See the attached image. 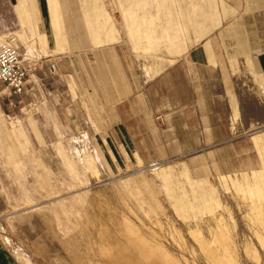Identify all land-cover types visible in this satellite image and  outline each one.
<instances>
[{
  "label": "rangeland",
  "instance_id": "obj_1",
  "mask_svg": "<svg viewBox=\"0 0 264 264\" xmlns=\"http://www.w3.org/2000/svg\"><path fill=\"white\" fill-rule=\"evenodd\" d=\"M15 10L19 22L12 30L0 32V38L11 35L23 59L34 67L48 58L76 59L82 72H73L62 81L60 88L68 95L59 103L48 93L52 78L40 81L31 72L26 93L21 95L10 94L0 82V264H54L52 258L72 261V252L77 254L83 248L73 214L90 210L102 221V212H114L106 210L111 205L117 204L123 212V202L142 216L149 207L155 211L165 236L180 222L197 224L218 211L237 242L239 264H257L244 242L250 241L264 254V245L258 240H264V217L251 210L224 178L228 172L244 186L264 188V118L248 116L253 110L248 102L261 92L256 78L258 62L250 56L253 48L247 46L246 54L239 51L240 46H233L237 53L228 57L231 93L218 90L217 105L227 102L233 108L230 133L222 134L216 142L206 141L199 135L196 113L188 110L182 113L181 121L194 141L191 135L182 134L168 142L161 135L162 129L167 131L165 121L157 115L152 130L134 144L133 154H112L113 144L102 139L104 129L98 122L109 102L102 93L108 84L99 70L103 65L110 68L113 57L111 52L101 55L99 67L97 50L119 43L127 56L136 60L138 75L144 68L152 76V68L163 69L205 37L206 43L209 39L215 42L217 50L225 48L226 37L249 44L254 39L261 43L256 48H264V0H16ZM245 70L250 76L248 98L241 93ZM107 114L112 118V112ZM224 114L227 112L217 111V115ZM238 122L240 128L236 127ZM239 136L242 142L236 144V150L223 142ZM177 138L191 141L173 142ZM249 162L257 168L253 170L259 175L257 180H245L241 170L248 169L237 168ZM164 177L169 178L168 192L184 196L187 207L167 205ZM210 188L220 205L211 200L209 208L200 206ZM111 191L116 196L110 195ZM127 215L136 218L131 211ZM165 241L171 251L180 250L171 235ZM87 255L99 259L91 252ZM261 262L264 264V258L258 264ZM181 263L187 264L184 259ZM202 264L209 261L203 258Z\"/></svg>",
  "mask_w": 264,
  "mask_h": 264
},
{
  "label": "crops",
  "instance_id": "obj_2",
  "mask_svg": "<svg viewBox=\"0 0 264 264\" xmlns=\"http://www.w3.org/2000/svg\"><path fill=\"white\" fill-rule=\"evenodd\" d=\"M15 3L16 0H0L1 33L12 30L19 22ZM205 39L206 37L191 44L186 51L176 55L174 60L167 62L163 69L160 67L156 73H153L152 69V76L150 70L146 71L144 68V72L138 75L136 60L130 54L127 56L119 43L97 50V66L99 67L101 65V55L104 56L111 52L113 57L110 68L103 65L101 70L98 69L100 77H102L104 83L108 84L107 90L102 93L108 96L109 102L107 103L109 107L105 108L104 106L102 108V118H99L98 126L100 125L104 129L102 139L113 144L114 149L110 148L112 154H133L136 151L134 144L142 141L143 137L152 130L155 126L153 118L157 115H159L162 122L165 121L164 125L167 131L162 129L161 135L166 136L168 142L170 137L172 138L174 135L178 137L182 134H192L189 130L183 129L187 127V124L181 121L182 113L188 110L196 113L194 115L199 119L197 122L199 135L206 137V141L216 142L222 134L230 133V110L233 108L227 102H222L218 106L217 94L218 90L221 92L223 89L226 95L228 91L230 92L232 81L229 80L232 68L228 57L235 56L234 54L237 53L233 52L235 51L233 49L234 45L240 46L239 51L241 53L246 49H250L247 46L253 48L250 56L256 58L258 62L259 70L256 78L257 81L258 79L260 81L258 82L261 86V92L256 98H252L250 103L248 102L252 107L251 109H253L248 111V116L264 118V48H256L260 47L261 43L255 42L253 39L249 44L244 43V39L236 40L232 37H226L223 43L225 48L217 50L215 42L211 43V39H209V42L206 43ZM245 53L247 54L248 51ZM25 62L29 68V74L32 72L38 80L53 79L51 88L47 89L57 103L61 99L64 101L68 95L66 92L63 95L60 88L63 85L62 81L67 79V76L73 72L78 70L82 72V68L78 66L76 59L69 61H63L61 58L56 59V71L51 76L47 73V59L35 67L31 61L27 60ZM251 73L253 74V71ZM242 78L241 93L248 98L250 76L247 70L244 71ZM97 95H99L98 91ZM247 109L250 108L247 107ZM107 111L112 112V118L109 117ZM217 111H224L227 114L217 115ZM236 127L240 128L241 123L238 122ZM42 137H44L43 134ZM254 138L257 140L256 137ZM190 139L194 141L193 135L190 136ZM241 139V136L239 138L230 137L223 142L231 143L233 150H236V144L242 142ZM181 140L183 142L191 141L177 138L173 142L179 143ZM259 156L262 155L259 154ZM237 168L248 169V171L241 170V173L247 179L249 174H255L253 170H257L256 167H253L252 162L247 165H239ZM161 169L163 172L164 167L161 166ZM250 170L252 172L248 173ZM224 178L229 181L232 179L228 172L224 173ZM164 181L167 184L169 178L164 179ZM167 194H170L168 190ZM170 199L173 200L171 202L175 206H178L174 198Z\"/></svg>",
  "mask_w": 264,
  "mask_h": 264
},
{
  "label": "bare ground",
  "instance_id": "obj_3",
  "mask_svg": "<svg viewBox=\"0 0 264 264\" xmlns=\"http://www.w3.org/2000/svg\"><path fill=\"white\" fill-rule=\"evenodd\" d=\"M159 68L160 67L156 68L155 70L152 68L153 73H156ZM250 176L255 180H257V177H259L258 174H249V178ZM164 179H166V177L163 178V182L165 183L163 187L167 194L168 185L166 184ZM245 180L248 179L245 178ZM230 182L232 184L233 190L236 191L235 193L242 199H244L246 205L251 210L257 211L259 215H262L264 217V188L262 189V186L257 184H255L256 187L250 184L244 186L243 184L239 183L240 181L233 179H230ZM236 182L238 184L236 187H234V183ZM110 193L112 194V191L109 192V194ZM112 197L110 199H112ZM170 198H174L178 203V206L181 208L188 206V203L185 200L184 196H175L171 190L170 194H167L166 203L167 205L169 204L168 206L173 205L170 201ZM211 200H215L217 205H220L218 199L213 195V190L210 188L209 195L201 200L203 202L202 204L200 203V206L204 205L205 207L209 208ZM259 202L262 205L261 209L258 207ZM123 203V207L125 209L122 210L123 212L119 211L116 208L117 204L111 205V207L107 208L106 210H112L114 212H102L104 215V219L102 221L100 220V216L95 211V213H92L89 210L84 214L82 213L83 215L79 214V212L76 211L75 214H73V222H77L75 223L79 231L78 239H82L81 241L83 244V248L81 247L82 250H80V252L77 251V254L75 252L76 250H74L73 252L71 251L75 255V259H73L72 261L71 259L67 258L58 259L60 264H97V262L99 264H182L181 262H183V259L187 264H202L203 258H205L206 261H209V264L240 263L237 258L238 252H236L237 242L234 241V237L232 236L228 225L224 223L223 215L220 212L217 211L211 213L212 218L206 216L197 224L193 222H180L179 225L175 227V232L173 229H170L168 235L165 236L162 232L163 226L161 225L158 217H156L157 214L150 207L148 208V210H144V215L142 216L137 213V211L132 207L131 204H128V202ZM102 206L105 207L104 205ZM126 210L134 213L136 218L131 219V217L127 215L129 211L126 213ZM77 217H79V219H77ZM261 224H263L262 226L264 227V219L261 221ZM157 226L159 227V229L157 228ZM53 229L55 228L52 227V230ZM196 231H200L203 236L197 234ZM169 235H171V237L175 239L176 242H178L180 247L179 251L175 250V252H173L170 250L171 248L169 249L167 247L165 239ZM262 238L263 237L258 238V240L260 239V243L264 245V240ZM246 239L248 238L246 237ZM69 240L70 236L64 239V243H67ZM247 243L244 242V244L246 245V252H248L249 256L252 257L255 263L258 264L260 260L264 258V254L261 255L262 253L260 254V251H258L250 241H248ZM47 244L44 243V247L49 249ZM79 246L80 245H78V247ZM75 248L77 249V247ZM90 252L97 255L96 258H99L97 261L96 259H94L96 262L93 260V257L91 258L89 255H87V253L90 254ZM66 254L70 256V253L68 254V252H66ZM180 255L183 256L180 257ZM52 261L54 264H58V261L56 259L52 258Z\"/></svg>",
  "mask_w": 264,
  "mask_h": 264
},
{
  "label": "built area",
  "instance_id": "obj_4",
  "mask_svg": "<svg viewBox=\"0 0 264 264\" xmlns=\"http://www.w3.org/2000/svg\"><path fill=\"white\" fill-rule=\"evenodd\" d=\"M47 73L52 75L56 71V61L48 58ZM29 68L23 59L19 45L11 35L0 38V82L5 84L10 94L21 95L26 93L29 84Z\"/></svg>",
  "mask_w": 264,
  "mask_h": 264
}]
</instances>
